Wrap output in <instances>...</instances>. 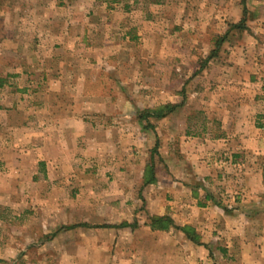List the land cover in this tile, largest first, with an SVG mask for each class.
I'll return each instance as SVG.
<instances>
[{
  "label": "crops",
  "instance_id": "0c3cea01",
  "mask_svg": "<svg viewBox=\"0 0 264 264\" xmlns=\"http://www.w3.org/2000/svg\"><path fill=\"white\" fill-rule=\"evenodd\" d=\"M138 1L58 0L50 10L54 15L47 20L48 37L57 40L56 55L44 64L57 69L42 72L40 82L48 89L40 88L39 93L47 98L57 95L63 101L68 96L78 100L71 105H54L49 100L40 105L41 112L61 117L53 123H40L45 131L37 144L27 137L0 140V208L35 211L19 232L27 242L23 251L0 242V257L43 252L50 264H264V166L258 156L264 155V121L248 126V132L241 135L239 107H202L204 126L194 135L190 114H182L191 113V107L177 104L180 94L174 86L160 84L166 77L172 82L170 73L136 77L141 85L129 91V79L122 74L128 60L121 55L108 58L106 53L120 48L121 43L141 47L147 38L153 45L158 41L152 32L154 25L143 19L144 7L156 15L152 18H156L160 35L172 39L168 46L163 39L156 45V49H169V64L177 57L171 51L173 41L178 40L173 34L177 30L184 34L187 23L195 22L206 10L201 0H143L140 10L132 6ZM47 3H37L38 15L47 16ZM224 10V3L217 7L218 14L223 15ZM122 12L127 20H119ZM139 14L142 20L129 19ZM116 34L120 40L112 39ZM184 41L186 48L191 42ZM165 60L164 55L157 56L156 65ZM130 61L136 66L144 63ZM82 65L93 69L94 76H82ZM106 67L121 81L118 97L137 94L154 80L153 93L157 98L168 97L174 110L161 119L150 116L133 121V112L153 116L164 103L133 107L103 99V105L85 108L79 98L92 101L97 97L90 93L88 82H95ZM108 94L104 92L102 97L108 98ZM217 110L227 112L228 117L211 118ZM97 113L109 123L101 122ZM8 114L1 125L19 128L10 118L20 110ZM113 118L119 120L112 122ZM214 125L220 128L219 134H214ZM180 131H185L183 137ZM84 160L91 168H64L69 162L76 166ZM36 227L38 239L30 233ZM8 228L2 235L17 234V228ZM31 242H39L40 250Z\"/></svg>",
  "mask_w": 264,
  "mask_h": 264
},
{
  "label": "rangeland",
  "instance_id": "374dc122",
  "mask_svg": "<svg viewBox=\"0 0 264 264\" xmlns=\"http://www.w3.org/2000/svg\"><path fill=\"white\" fill-rule=\"evenodd\" d=\"M153 1L156 3V0ZM193 1L198 0H191V2ZM201 1H203L202 4L205 5L206 10H204L200 18L196 19L198 24L195 23L196 21L188 22L185 35L182 32H178V30L176 31L177 33L173 34L174 39L178 36L176 37L178 40L173 41L175 45L173 50H171L176 51L177 62L174 61L169 64L167 54L169 49H156L158 43L162 44V39L165 41V45L167 43L170 44L172 39H169L168 34L160 35L156 27V18H152L153 13H148L150 7L147 6L144 7L147 11H141L145 13L143 19L146 17V21L151 26L154 25L152 32L155 31L158 41L153 45L150 42L151 39L147 38L142 42L143 47L142 45L141 47H136L137 44L123 45L121 43L120 48L108 50L106 56L115 59L121 55V59L126 57L128 60L129 64L123 65L125 69L122 71L126 81L127 78L129 79V83L127 82L128 90L137 84L141 85V82L138 83L136 77L144 75V77L156 78L158 73L164 76H168V73H170L172 82H168L166 77V81L161 80L160 84L163 88L174 86L175 91L180 94L176 98L178 100L177 104L191 107V113L187 110V112L182 111V114L184 116L190 114V132L192 134L197 135L202 132L204 126V115L200 113L202 107H215L218 109L220 105H232L240 109L237 118L243 126L239 134L244 135L248 132V126H252L255 122L261 123L264 121V0ZM39 2L40 0H0V109H2L0 110V122L5 120L3 116L9 115V111L20 110V114L10 118V121H13L12 124H16L19 128L9 129L0 123V140L9 137L18 138L19 140V138L27 137L32 140L33 144H37L41 140V132L45 131L41 129L40 123L42 121L53 123L57 118L61 117V114L41 112V106L47 100L54 105L62 103L71 105L74 104V100H78L76 97L68 96L63 101L60 96L55 95L47 98L39 93L40 88H47L45 84L42 86L39 76L43 75L42 72H45V69L52 72H56L57 69L52 64L46 66L44 62L56 55V51L53 48L57 40L55 38L52 40L48 37L47 20L48 17L54 15L50 10L58 3V0H48L46 10H49V13L47 12V16L38 15L41 9L38 6L36 7V5ZM142 3L143 0H140L132 6L140 10ZM222 3H224L225 9L223 15L217 13V7L219 8ZM126 4L128 6L131 5L129 3ZM154 9L156 12V8ZM120 14L119 20L128 19L124 12ZM154 16L156 17V15ZM136 18L139 21L142 20L140 14L137 17H129L132 21H135ZM243 20L244 24L240 29L232 30L227 35L231 26L242 24ZM196 26H198V30ZM174 28H181L183 31L181 26H175ZM182 36L184 37L182 38ZM130 37H133V34ZM223 38L226 39L217 49ZM112 39L120 40V36L116 34L115 38ZM184 40H186L187 44L191 42L186 48L183 47ZM214 51L217 53L213 54ZM163 55L166 60L161 65H156L157 56ZM130 59L142 60L144 63L136 66L131 63ZM80 73L82 76H94L95 71L87 65H82ZM108 74L112 77H108ZM112 74L113 69L106 67L103 75H96L98 79L95 82L90 79V83L88 82L89 91L97 97H93L92 101H84L83 98H79L85 108L90 104L103 105L105 103L103 99H107L106 102L111 100L113 104H124L127 102L126 104L133 107L137 105L153 107L160 103H164L160 105L163 107L170 105L168 97L157 98L156 94L153 93V89H156V81L154 80L149 88L146 87L149 86V82L145 83L146 88L141 89L137 94L133 92V95L130 94L127 98L118 97L117 91L120 88L119 83L121 81L118 82ZM31 76L36 77L31 80L29 78ZM127 84L124 82L123 87H127ZM49 88L56 89V86H50ZM135 90L137 89L134 88ZM104 92L109 93L108 98L102 97ZM142 92L146 94H142ZM186 92L189 94L184 95ZM100 94L101 96H99ZM132 115H136L133 118V121H136L138 118L142 119V116L146 117L148 113L136 114L133 112ZM212 115L211 118L214 119L228 117L227 112L218 110ZM95 116H100L99 120L101 122L106 120V124L110 121L104 119L102 114L97 113ZM84 117H86V120H90V115ZM117 120L119 118H113L112 122ZM22 125H25L24 129L21 127ZM114 125L116 124L114 123ZM113 127L115 128L116 126ZM180 132L179 136L183 137L185 131ZM213 132L214 134H219L220 128L214 125ZM131 133H135V131L132 130ZM82 146L84 147V145ZM258 156L264 166V155ZM85 161L77 163L79 166H74V162H69L65 164L64 168L70 171L75 167L82 170L91 168L92 165L89 167L90 162ZM100 166L102 169L106 168L105 165ZM26 180L29 179L26 178ZM33 212L35 211H16L0 208V223L2 224L0 225L1 244L4 242L5 245L17 247L22 252L27 242L23 238L24 235H20L21 233L19 234V232L21 227H24L30 220ZM9 225L17 228V234L11 232V236L6 237L7 235H2V231L7 229ZM33 230L30 233L34 236V239H38L40 231L37 227L33 228ZM8 238H11V241H7ZM30 244L31 246H37L36 249L40 250L39 242H31ZM1 250L2 246H0ZM41 254L27 257L24 255L0 257V264H40L41 262L50 264L45 262L44 253L42 252Z\"/></svg>",
  "mask_w": 264,
  "mask_h": 264
},
{
  "label": "trees",
  "instance_id": "16d2710c",
  "mask_svg": "<svg viewBox=\"0 0 264 264\" xmlns=\"http://www.w3.org/2000/svg\"><path fill=\"white\" fill-rule=\"evenodd\" d=\"M246 11V10H245ZM242 24H237V25H233L231 26L230 30L228 31L227 35H229L231 33L232 30H236V29H240L241 26L244 24V20L241 22ZM228 37V36H227ZM226 38H223V40H221V42L219 43L217 49H219L221 43L225 40ZM217 51V50H216ZM214 51L213 54H216L217 52ZM174 110V107L171 106H165L163 108H161L160 110L156 111V114H148L146 117L142 116L143 120L148 119L150 116L151 117H156V119H161L163 117H165L167 114H169L171 111Z\"/></svg>",
  "mask_w": 264,
  "mask_h": 264
}]
</instances>
